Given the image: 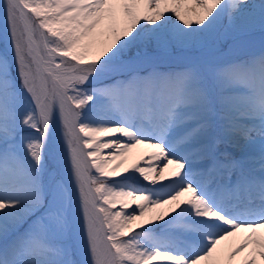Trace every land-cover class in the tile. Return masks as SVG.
Segmentation results:
<instances>
[{"label":"snow or ice","instance_id":"obj_1","mask_svg":"<svg viewBox=\"0 0 264 264\" xmlns=\"http://www.w3.org/2000/svg\"><path fill=\"white\" fill-rule=\"evenodd\" d=\"M0 12V264H264V54L215 59L264 0Z\"/></svg>","mask_w":264,"mask_h":264},{"label":"rangeland","instance_id":"obj_2","mask_svg":"<svg viewBox=\"0 0 264 264\" xmlns=\"http://www.w3.org/2000/svg\"><path fill=\"white\" fill-rule=\"evenodd\" d=\"M0 15H2V12H0ZM216 47L219 51L216 52L215 58L217 57L216 60L220 63L239 62L258 57L264 54V32L256 30L251 33L227 36L222 38ZM229 50L235 51L226 53ZM149 55L154 59L159 70L179 71L186 63L183 59H197L202 57L204 53L200 49H191L186 51L151 52ZM225 147L233 151L231 147Z\"/></svg>","mask_w":264,"mask_h":264},{"label":"bare ground","instance_id":"obj_3","mask_svg":"<svg viewBox=\"0 0 264 264\" xmlns=\"http://www.w3.org/2000/svg\"><path fill=\"white\" fill-rule=\"evenodd\" d=\"M172 18L175 19L174 16H173ZM235 50H236V49H235ZM235 50H229V51H227L226 53H232V52L235 51ZM237 50H239V49L237 48ZM215 59H217V57H216ZM183 60H185V61L187 62L186 59H183ZM225 148H226L225 146H222L221 149L224 150ZM147 151H148L147 149H144V148H142V147L139 148V149H137V150H135V153H134L133 159H135L137 156H140V155L146 153ZM131 162H132V161L129 160V163H131ZM155 175H156L157 177H159V169H157Z\"/></svg>","mask_w":264,"mask_h":264}]
</instances>
